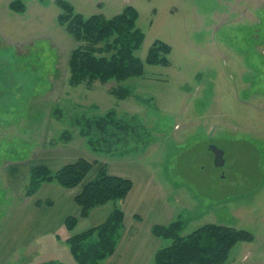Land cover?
Returning <instances> with one entry per match:
<instances>
[{"label":"rangeland","instance_id":"obj_1","mask_svg":"<svg viewBox=\"0 0 264 264\" xmlns=\"http://www.w3.org/2000/svg\"><path fill=\"white\" fill-rule=\"evenodd\" d=\"M12 1L0 0V230L28 213L41 217L36 197L26 198L33 167L56 171L84 158L93 170L75 192L103 166L134 178L141 198L129 213L121 203L118 243L124 225L149 220L152 234L180 220L181 237L209 224L250 232L253 240L236 244L224 264L264 251V0H63L83 17L110 19L132 7L143 34L141 78L77 86L68 67L77 43L57 22V0H20L23 13L10 10ZM156 41L171 48L169 65L146 63ZM109 111L130 130L119 146L95 147L99 130L88 123ZM210 146L223 152L222 167ZM55 206L53 216L70 214L64 201ZM112 208H94L72 232L65 222L53 234L44 229L8 264H76L66 239L103 223ZM158 239L155 252L171 243Z\"/></svg>","mask_w":264,"mask_h":264},{"label":"trees","instance_id":"obj_2","mask_svg":"<svg viewBox=\"0 0 264 264\" xmlns=\"http://www.w3.org/2000/svg\"><path fill=\"white\" fill-rule=\"evenodd\" d=\"M57 2L61 9L57 22L77 43L68 60L70 86L94 81H115L119 84L143 76V63L136 56L143 34L136 27L137 12L132 7H126L123 13L106 19L102 15L83 17L73 12L65 1ZM9 8L16 13L25 12L20 0L12 1ZM170 51L167 44L156 41L148 49L146 63L169 65L167 55ZM125 91V88L120 90V99L125 98ZM115 116L114 111H109L104 117L88 123L90 131L92 128L99 130V136L92 140L93 146L105 149L107 146L121 145L130 127ZM92 168L93 163L84 158L56 171L46 166H35L28 174L26 196L34 195L45 183L53 182L63 189H74L84 181ZM132 185L129 179L110 175L103 166L75 195L74 202L80 208V213L77 217L66 218L65 228L68 232H72L79 219H86L94 208L108 203L113 206L103 223L66 239L76 264H102L114 253L122 229L123 211L120 205ZM47 205L50 203L47 202ZM182 226L183 223L178 220L167 226L152 227L154 236L171 241L168 246L155 252L152 264H224L236 244L253 240L248 231L214 224L181 237Z\"/></svg>","mask_w":264,"mask_h":264},{"label":"crops","instance_id":"obj_3","mask_svg":"<svg viewBox=\"0 0 264 264\" xmlns=\"http://www.w3.org/2000/svg\"><path fill=\"white\" fill-rule=\"evenodd\" d=\"M113 169L115 172L111 175L119 177L126 176V170H121V168L117 166H115ZM130 180L133 183L135 182L134 178L132 177ZM74 190L75 189H63L61 187L55 186L52 183H45L34 195L26 197H36L34 202L35 207L33 208L39 211L37 212V215L40 214L41 217L39 220L34 221L33 217L30 216L31 214L28 213L27 215L30 220L26 221L27 216L25 215L24 221L17 219L9 227L8 225L7 227L6 225L3 226L4 228L0 230V264H8L9 258L15 253V251L24 249L28 247V245H32L34 239L38 235H41V233L44 232V229H50V233L53 234L56 232V229L58 230L60 226L64 225L65 219L68 216H79L80 208L74 202V197L79 193V191L75 192ZM44 192L45 194L42 195L41 193ZM134 194V191L131 190L123 204V209L126 213H129L133 208H137V204L135 202L136 200L138 201L141 196L138 197V195ZM43 196H46L44 200L42 199ZM59 200L64 201L66 206H70V214L66 215V213H57L53 216L55 213H53L52 210L54 207L56 208L55 204ZM47 202H49L50 205H47ZM44 203H46V205ZM144 206L147 208V204L143 205V207ZM44 208L45 210H43ZM262 213V216L259 218V223H262V226H264V206ZM12 214L13 213L11 212L8 213L6 215V220L9 219L10 221L13 219L14 217L10 219ZM32 214L35 213L32 212ZM83 220H87V218ZM83 220L81 219L79 222H82ZM152 223H150L149 220L147 221V224L142 222L140 223L142 228H140L138 225L136 229L135 226L137 223L135 222H133L132 226L124 225L121 241L116 246L114 253L109 258H107L103 264H150L155 250L162 243L161 240L151 234L150 226ZM51 226H53V229L50 228ZM262 232H264V229ZM232 251L234 250L232 249ZM226 264H264V251H254L248 256H240V253H237L234 259Z\"/></svg>","mask_w":264,"mask_h":264},{"label":"water","instance_id":"obj_4","mask_svg":"<svg viewBox=\"0 0 264 264\" xmlns=\"http://www.w3.org/2000/svg\"><path fill=\"white\" fill-rule=\"evenodd\" d=\"M210 150L214 155V164L217 167H222L224 164L223 152L221 150L217 149V147H215V146H210Z\"/></svg>","mask_w":264,"mask_h":264}]
</instances>
